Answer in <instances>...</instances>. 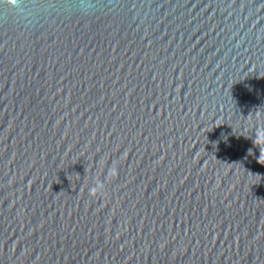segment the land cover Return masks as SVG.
Segmentation results:
<instances>
[{"label":"water","instance_id":"water-1","mask_svg":"<svg viewBox=\"0 0 264 264\" xmlns=\"http://www.w3.org/2000/svg\"><path fill=\"white\" fill-rule=\"evenodd\" d=\"M264 0H0V264H264Z\"/></svg>","mask_w":264,"mask_h":264},{"label":"clouds","instance_id":"clouds-1","mask_svg":"<svg viewBox=\"0 0 264 264\" xmlns=\"http://www.w3.org/2000/svg\"><path fill=\"white\" fill-rule=\"evenodd\" d=\"M264 142V128H258L256 131V137L254 140L255 145ZM264 161V148L260 149L259 162Z\"/></svg>","mask_w":264,"mask_h":264}]
</instances>
